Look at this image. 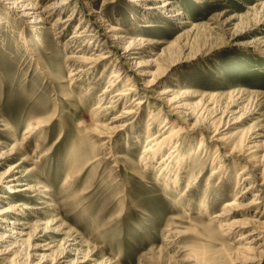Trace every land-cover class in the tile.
<instances>
[{
  "label": "rangeland",
  "instance_id": "rangeland-1",
  "mask_svg": "<svg viewBox=\"0 0 264 264\" xmlns=\"http://www.w3.org/2000/svg\"><path fill=\"white\" fill-rule=\"evenodd\" d=\"M175 1L177 8L185 11L182 21L186 23L165 14L146 13L130 0H75L66 16L77 6L85 11L102 9L104 19L122 27L125 34L162 41L151 45L150 53L143 57L177 44L172 53L175 55L163 66L169 67L168 76L154 92L157 94L170 84H180V88L190 89L192 95L187 101L192 104L199 103L202 97L209 100L212 93L221 95L211 99L212 103L216 101L212 105L217 109L206 112L210 121H223L224 130L229 117L223 118L222 112L228 103L236 113L229 114L234 117L220 136L245 139L251 132L264 134V42L261 40L264 18L254 17V8L250 7L263 0ZM45 2L48 1H41ZM7 13L0 8V140L8 141V146L14 143L10 139L12 131L1 125L4 118L13 129L21 126L19 138H23L32 115L56 117L51 126L30 140L27 151L33 160L41 158L42 152L48 155L38 163H24L22 174L29 175L27 178L38 175L46 187L50 186L51 201L50 197H43L41 190L32 189L37 193L32 203L38 208L45 206L44 200L53 202L56 208L52 205L50 212L63 224L39 229L38 237L27 240V246L19 248L21 253L17 251L16 256H27L30 252L38 257L58 255L69 262L76 259L77 264L103 261L105 264H201L194 258L198 255L204 258L202 264H212L204 255L221 256L224 250L227 257L216 264H227L239 236L213 242L205 237L204 228L207 223H216L212 217L235 196L232 186L241 167L226 157L225 162L211 165L215 157L207 159L202 154L189 163L190 170L196 173L204 168L201 182L181 198L180 192L187 191L189 177L193 175L190 171L181 179L180 192L169 195L164 183L155 180L157 168L147 169L137 164L148 138V110L139 124L112 139L101 140L93 129L95 116L101 110V93L112 70L101 67L89 74L71 75L73 69L79 68L78 58L83 55L77 44L68 42L80 14L67 29L61 28L57 33L52 24L58 15L51 17L44 29L35 31L18 24ZM145 14L149 17L144 18ZM234 14L242 16L235 19L231 17ZM151 102L156 109L161 106L160 101ZM160 124H154V131ZM192 140V147L186 144V150L198 149L199 136ZM184 141L189 142V137ZM120 154L125 157L118 158ZM21 159L18 156L9 161L2 171ZM159 160L161 157L155 165ZM221 163H224L222 169L229 167L228 175L223 179L213 178V186L208 187L212 170ZM259 190L261 186L255 192ZM255 192L247 195L245 201L251 200ZM205 197L208 211L200 205ZM37 213L30 212L27 217L33 223L39 218L44 221L49 218ZM57 225L61 229L55 231ZM3 248L0 245V251ZM13 256L0 258V264H6Z\"/></svg>",
  "mask_w": 264,
  "mask_h": 264
},
{
  "label": "bare ground",
  "instance_id": "bare-ground-1",
  "mask_svg": "<svg viewBox=\"0 0 264 264\" xmlns=\"http://www.w3.org/2000/svg\"><path fill=\"white\" fill-rule=\"evenodd\" d=\"M41 1L0 0V8L6 10L7 15L18 24L35 31L44 29L49 19L54 15H58L52 24V28L57 33L60 32L61 28L63 30L67 29L77 17V14H80V21L68 42L69 44H77V49L82 51L83 55L78 58L79 68L73 69L71 75L76 73L89 74L101 67H104L105 70H112L107 78L108 84L101 93L103 95L99 106L101 110L95 116L96 120L93 126L101 140L106 137L112 139L117 133L134 128L143 119L145 111L148 110L149 117L146 125L148 138L146 144L143 145L144 150L137 164H141V167L143 165L147 169L157 168L155 180L164 183V190L169 195L180 192L182 177L190 171L193 172V175L189 177L187 191L180 192L181 198L187 196V192H191L192 188L202 180L204 168H200L199 172L196 173V170H190L189 166V163H193V160L198 159L202 154L207 159H210L212 155L215 157L211 165L216 161L225 162L226 157L230 158L233 164L241 167L237 177H235L234 186H232L234 187L235 196L225 203L220 212L212 217L213 223L216 221L215 224L207 223L205 225L204 233L205 237L213 242L222 241L224 237L239 236L235 239L237 244L227 264H264V134L251 132L245 139L239 136V138L232 139L220 136L229 127L230 119L234 117H230L229 114H234L236 111L230 108L229 103L227 109L221 111L223 118L225 116L229 117L224 130L222 129L223 121L219 123L215 120L210 121L211 118L209 117V119L206 116L208 114L206 112L211 108L217 109L213 107L216 101L212 103L211 99H214L218 94L212 93L209 95V100H204V97H202V101L192 104L187 101L192 95L190 89L180 88V84H178L179 86L170 84L158 91L157 94L154 92L168 76L169 71L167 72V70L170 69L163 66L166 63L165 61L172 57L177 44H169L160 53L143 57L150 53L149 48L151 45L155 46L156 43L159 44L162 41L152 38H135V35L125 34L122 27L104 19L102 9L97 11L86 9L85 11L84 8L81 9L77 6L69 16H66L68 9L73 6L75 0H47L48 2L43 4ZM130 1L145 9L146 13L150 11L161 13L176 19L180 23H186L182 21L185 11L177 8L178 5L175 0ZM76 5H79V3ZM250 7L254 8V17L264 18V0ZM238 14L231 17L240 18L242 15ZM145 17L148 18L149 16L145 14ZM261 40L264 42V38ZM169 66L172 65L169 64ZM152 99L161 102L158 109H156V106L155 108L151 106ZM104 100L109 101V103L102 102ZM201 102H203L202 105H200ZM198 105L201 106L199 109H197ZM110 113L114 115L108 119L106 116ZM4 119L1 125L5 127L6 131H12L13 138L10 139L14 140V143L12 146H8V141L0 140V245L4 246L0 251V258L4 259L14 255L9 258V262L6 264H77L76 259L69 262L68 260H62L58 255L55 258L38 257L35 252H30L27 256H16L19 252L18 249L25 247L27 240L38 237L39 229L43 227L49 229L51 224L60 223V219L51 213L54 204L50 202L53 197L50 186L46 187L38 175L30 174L31 177L27 178L29 175L22 174L24 163H38L41 159H44L42 157L48 155V152H42L41 158L33 160L27 154L30 146L29 142L57 119L55 116L32 115L29 122H27V127H25L23 138H19L21 126H19V129H16L17 127L13 129ZM156 122L161 124L159 129L154 131ZM96 132L94 133L96 134ZM198 136V149L186 150V144L192 147L191 142L194 141L192 139ZM186 137H189V142L184 141ZM40 146L36 148L38 153H40ZM262 151L263 153H260ZM96 154L98 155V153ZM18 156H22V159L9 164L7 169L2 171V168L9 161H13ZM117 157L122 158L125 155L120 154ZM160 157L161 160L155 165ZM222 167H224V163L212 170L207 182L208 187L213 184V178L223 179L228 175L229 167L225 169H222ZM246 182L251 183L243 190L237 191ZM260 186L262 190L255 192ZM32 189L41 190L44 194L43 197H50V201L45 202L44 200L45 206L36 208L32 203V199L37 196V193L32 192ZM7 190H10V192L8 193ZM253 192L255 194L251 200L245 201L247 195ZM204 196H207L206 192ZM207 200L205 197L200 205L203 210L208 211L209 202ZM44 207L45 210H36ZM35 211L38 212V215L49 216V218L47 221L39 218L33 223L27 215L30 212L35 213ZM59 225L63 226L61 223ZM59 225L54 228L55 231L58 230L57 228L61 229ZM221 253V256L213 254L204 255V257H207L206 261H212V264H216L227 257V251L221 250ZM194 258L201 264L204 262L201 260L203 257L200 258L198 255H194ZM105 262L103 261L101 264H105Z\"/></svg>",
  "mask_w": 264,
  "mask_h": 264
}]
</instances>
